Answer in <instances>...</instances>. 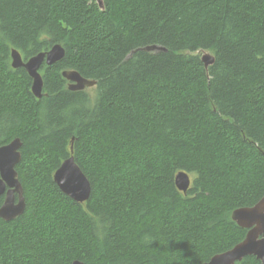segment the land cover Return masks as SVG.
Listing matches in <instances>:
<instances>
[{
	"label": "trees",
	"instance_id": "1",
	"mask_svg": "<svg viewBox=\"0 0 264 264\" xmlns=\"http://www.w3.org/2000/svg\"><path fill=\"white\" fill-rule=\"evenodd\" d=\"M102 3L0 0V146L21 140L25 198L0 218V264H203L244 238L231 212L264 194V0ZM56 43L36 98L11 49L26 60ZM64 70L93 91L69 90ZM71 154L83 203L53 181Z\"/></svg>",
	"mask_w": 264,
	"mask_h": 264
},
{
	"label": "water",
	"instance_id": "2",
	"mask_svg": "<svg viewBox=\"0 0 264 264\" xmlns=\"http://www.w3.org/2000/svg\"><path fill=\"white\" fill-rule=\"evenodd\" d=\"M99 7L103 8L102 0H96ZM146 49L164 50L159 46L146 47ZM11 66L22 67L31 78L30 89L36 98L43 94V81L39 68L43 65H51L61 60L64 56V48L60 43L52 45L48 50L24 60L16 49H11ZM200 59L205 68L214 62V56L208 51H202ZM62 76L68 81L67 88L72 91H81L93 87L95 80L81 76L76 70H64ZM21 140L14 138L10 142L0 146V197L3 202L0 205V218L9 221L19 216L25 208L23 187L18 179L16 165L21 160ZM70 176L79 179H70ZM53 181L59 190L72 200L83 203L88 200L91 185L74 160L73 155L63 160L53 173ZM176 187L186 192L191 184L190 176L185 171H179L174 179ZM231 218L241 228L246 229L244 238L233 247L221 253L213 255L203 264H235L248 255H253L264 264V194L261 198L248 207H238L231 212ZM70 264H84L80 260H73Z\"/></svg>",
	"mask_w": 264,
	"mask_h": 264
},
{
	"label": "snow or ice",
	"instance_id": "3",
	"mask_svg": "<svg viewBox=\"0 0 264 264\" xmlns=\"http://www.w3.org/2000/svg\"><path fill=\"white\" fill-rule=\"evenodd\" d=\"M70 179L76 180V179H79V178L75 177V176H70Z\"/></svg>",
	"mask_w": 264,
	"mask_h": 264
},
{
	"label": "bare ground",
	"instance_id": "4",
	"mask_svg": "<svg viewBox=\"0 0 264 264\" xmlns=\"http://www.w3.org/2000/svg\"><path fill=\"white\" fill-rule=\"evenodd\" d=\"M56 44H57V43H56ZM72 140H73V139H72ZM1 146H2V145H1ZM70 151H71V153L73 152V147H72V146L70 147ZM71 155H72V154H71ZM67 158H68V157H67ZM65 159H66V158H65ZM65 159H64V160H65Z\"/></svg>",
	"mask_w": 264,
	"mask_h": 264
},
{
	"label": "rangeland",
	"instance_id": "5",
	"mask_svg": "<svg viewBox=\"0 0 264 264\" xmlns=\"http://www.w3.org/2000/svg\"><path fill=\"white\" fill-rule=\"evenodd\" d=\"M201 54H202V52H200V55H201ZM92 89H93V87H89V88H87V90H89V91H90V90L93 91Z\"/></svg>",
	"mask_w": 264,
	"mask_h": 264
},
{
	"label": "flooded vegetation",
	"instance_id": "6",
	"mask_svg": "<svg viewBox=\"0 0 264 264\" xmlns=\"http://www.w3.org/2000/svg\"><path fill=\"white\" fill-rule=\"evenodd\" d=\"M4 198V197H3ZM2 202H3V200H2ZM2 204V203H1Z\"/></svg>",
	"mask_w": 264,
	"mask_h": 264
}]
</instances>
